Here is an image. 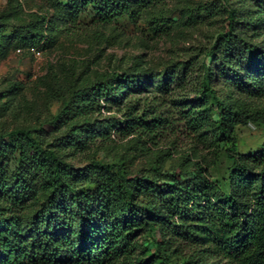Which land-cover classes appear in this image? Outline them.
I'll use <instances>...</instances> for the list:
<instances>
[{
	"label": "trees",
	"instance_id": "obj_1",
	"mask_svg": "<svg viewBox=\"0 0 264 264\" xmlns=\"http://www.w3.org/2000/svg\"><path fill=\"white\" fill-rule=\"evenodd\" d=\"M58 1L73 24L88 13L101 24L144 19L155 38L172 28L164 0ZM202 9L225 16L208 49L163 73L74 89L51 121L0 130V264H264V141L240 152L235 134L243 123L264 128V0H211ZM191 93L195 102L184 104ZM54 120L69 125L50 135L44 125ZM114 133L148 147L181 134L210 139L229 161L228 187L214 192L195 163L130 173L124 160L72 162ZM143 230L151 244L142 247Z\"/></svg>",
	"mask_w": 264,
	"mask_h": 264
},
{
	"label": "rangeland",
	"instance_id": "obj_2",
	"mask_svg": "<svg viewBox=\"0 0 264 264\" xmlns=\"http://www.w3.org/2000/svg\"><path fill=\"white\" fill-rule=\"evenodd\" d=\"M209 1L164 0L172 28L155 38L144 19L134 22L122 16L101 24L93 23L91 15L84 13L79 23L73 24L65 13V1L0 0V22L4 24L0 39V130L36 127L41 121H51L74 89L90 88L99 82L112 84L118 74L126 72L163 73L174 62L189 57L194 48L208 49L225 24L221 12L204 17L202 6ZM33 34L37 37L27 42ZM243 98L256 106L262 101ZM187 102H195L192 93L184 104ZM83 119L74 117L71 122L81 123ZM68 125L54 120L44 126L50 135H59ZM256 126L243 123L235 127L237 151L259 150L264 128ZM112 136L114 141L97 140L88 154L72 162L82 166L86 157L124 160L130 173L139 169L153 173L154 167L159 171L177 170L179 166L190 169L195 163L206 169L214 192L228 187L229 161L223 146L212 145L210 139L201 143L181 134L175 144L160 141L148 147L135 135ZM138 242L142 247L151 244L146 231L139 233Z\"/></svg>",
	"mask_w": 264,
	"mask_h": 264
},
{
	"label": "built area",
	"instance_id": "obj_3",
	"mask_svg": "<svg viewBox=\"0 0 264 264\" xmlns=\"http://www.w3.org/2000/svg\"><path fill=\"white\" fill-rule=\"evenodd\" d=\"M18 50H20V48L18 49ZM40 52L39 51H37V54H39Z\"/></svg>",
	"mask_w": 264,
	"mask_h": 264
}]
</instances>
